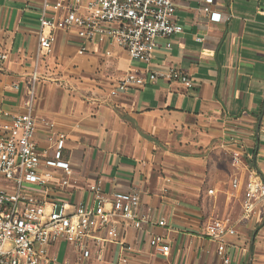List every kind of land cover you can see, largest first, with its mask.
Wrapping results in <instances>:
<instances>
[{
  "label": "crops",
  "instance_id": "crops-1",
  "mask_svg": "<svg viewBox=\"0 0 264 264\" xmlns=\"http://www.w3.org/2000/svg\"><path fill=\"white\" fill-rule=\"evenodd\" d=\"M202 1L177 6L182 32L170 38V50L160 45L147 65L107 41L89 43L79 54L73 31H57L53 54L38 68L33 104L38 150L51 154L53 134L62 132V157L74 170L69 185L51 188L47 201L89 202L88 187L100 181L106 193L141 190L142 211L166 220V227L124 233L133 247L130 264H218V243L205 227L216 214L210 198L220 197L212 188L219 190L224 179L210 172L224 164L222 171H234L233 178H245L250 169L264 178V0H213L210 9L220 14L219 22L208 20ZM40 6L41 0H0V53L7 54L0 61V111L24 110ZM169 68L189 75L195 87L157 81L109 95L131 69ZM228 151L240 153L246 163L231 168ZM262 215L233 223L236 235L225 239L232 264H264L247 234L264 225ZM152 235L166 239L167 255L150 248ZM260 235L264 239V231ZM101 253L102 262L94 255L82 259L59 242L50 250L51 264H113L118 247L107 245Z\"/></svg>",
  "mask_w": 264,
  "mask_h": 264
},
{
  "label": "built area",
  "instance_id": "built-area-1",
  "mask_svg": "<svg viewBox=\"0 0 264 264\" xmlns=\"http://www.w3.org/2000/svg\"><path fill=\"white\" fill-rule=\"evenodd\" d=\"M182 1L41 0L38 46L24 110L16 114L0 111V264H51L50 250L59 242L71 245L82 259L94 255L98 262L103 261L101 251L105 246L116 245L118 258L113 264H130L128 254L133 247L125 241L124 233L128 229L142 230L145 225L167 226L166 220L156 218L151 210L142 211L141 190L136 188L106 193L97 181L88 187L89 202L74 206L48 202L49 190L67 187L74 170L62 157L66 140L62 132L53 134L51 154L38 150L33 104L38 68L53 54L57 31H73L80 42L79 54L89 43L107 41L124 49L132 61L147 65L160 45L170 50V38L182 32L175 19ZM212 4L213 0H203L201 11L209 21L219 22L221 16L211 11ZM195 41L201 43L203 39ZM6 59L7 54L0 53V61ZM157 81L178 82L185 89L195 87L193 79L178 69L142 73L131 69L109 95ZM232 153L240 162V153ZM230 186L239 197L241 220L251 221L260 211L264 218V178L258 172L250 169L245 178L231 180ZM205 234L218 243V264H232L225 239L236 235L233 223L212 220ZM148 244L162 255L170 252L161 235H152Z\"/></svg>",
  "mask_w": 264,
  "mask_h": 264
},
{
  "label": "rangeland",
  "instance_id": "rangeland-1",
  "mask_svg": "<svg viewBox=\"0 0 264 264\" xmlns=\"http://www.w3.org/2000/svg\"><path fill=\"white\" fill-rule=\"evenodd\" d=\"M235 155L228 151L227 153H225V161L226 159L228 160V162L230 163L231 168H238L241 166L242 163H246V161L243 159L242 155H239L238 159L240 162H238L237 160H235ZM224 162V161H223ZM225 163V162H224ZM224 164H221L222 168H223ZM221 170L218 172H210L211 175H213V177L217 178L218 180H222L221 178H223V182L221 184V188L222 190H216V188H212L214 190V194H218V196H220L219 198H210L211 200V205L212 206H216L215 212L216 214L214 215L212 220H223V219H228L230 222L235 223V226L237 225V220L239 219L240 215H241V210H240V204H239V197L237 196L236 192L234 190L231 189L230 186V180L234 179V171L232 170H228V171H222ZM216 170L219 169L218 167L215 168ZM203 173V171H202ZM204 173H209L206 172V170L204 171ZM223 173V174H222ZM163 178H166V174H163L161 172ZM223 175V176H222ZM171 179V176H168ZM260 226V225H258ZM252 228V227H251ZM260 231H264V225H262L261 227H255L254 229L247 230V234L249 236V238L251 239L252 243H255L257 248L259 249V254H260V258L264 261V239H261L260 237H263L260 235ZM257 236V238H256ZM254 237V240L253 238ZM254 249V246L252 247Z\"/></svg>",
  "mask_w": 264,
  "mask_h": 264
},
{
  "label": "trees",
  "instance_id": "trees-1",
  "mask_svg": "<svg viewBox=\"0 0 264 264\" xmlns=\"http://www.w3.org/2000/svg\"><path fill=\"white\" fill-rule=\"evenodd\" d=\"M251 248H252V246H251Z\"/></svg>",
  "mask_w": 264,
  "mask_h": 264
}]
</instances>
